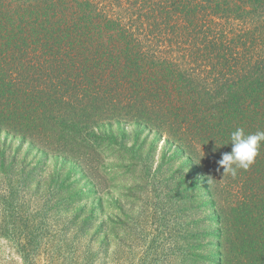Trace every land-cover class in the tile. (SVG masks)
<instances>
[{
    "label": "trees",
    "instance_id": "1",
    "mask_svg": "<svg viewBox=\"0 0 264 264\" xmlns=\"http://www.w3.org/2000/svg\"><path fill=\"white\" fill-rule=\"evenodd\" d=\"M130 124L222 201L218 264H264V141L217 171L232 131H264V0H0V134L73 156L88 138L127 149Z\"/></svg>",
    "mask_w": 264,
    "mask_h": 264
},
{
    "label": "rangeland",
    "instance_id": "2",
    "mask_svg": "<svg viewBox=\"0 0 264 264\" xmlns=\"http://www.w3.org/2000/svg\"><path fill=\"white\" fill-rule=\"evenodd\" d=\"M124 129L127 149L88 138L73 156L0 134V264L219 263L222 201L164 138Z\"/></svg>",
    "mask_w": 264,
    "mask_h": 264
},
{
    "label": "clouds",
    "instance_id": "3",
    "mask_svg": "<svg viewBox=\"0 0 264 264\" xmlns=\"http://www.w3.org/2000/svg\"><path fill=\"white\" fill-rule=\"evenodd\" d=\"M264 141V131H257L246 134L243 128H236L230 133L231 151L222 153L217 161L219 171L223 169V174H237L238 169L247 170L258 154L260 143Z\"/></svg>",
    "mask_w": 264,
    "mask_h": 264
}]
</instances>
